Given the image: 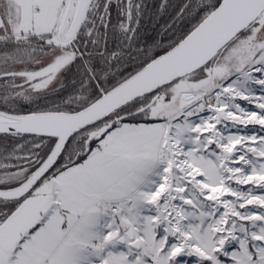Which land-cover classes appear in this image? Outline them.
<instances>
[{"label":"snow or ice","instance_id":"1","mask_svg":"<svg viewBox=\"0 0 264 264\" xmlns=\"http://www.w3.org/2000/svg\"><path fill=\"white\" fill-rule=\"evenodd\" d=\"M0 264H264V0H0Z\"/></svg>","mask_w":264,"mask_h":264},{"label":"trees","instance_id":"2","mask_svg":"<svg viewBox=\"0 0 264 264\" xmlns=\"http://www.w3.org/2000/svg\"><path fill=\"white\" fill-rule=\"evenodd\" d=\"M154 2L158 4L160 0H154ZM169 3L179 5L183 3V0H169ZM174 11H175L174 9H169L168 13L161 14L159 22H158L157 30H159V25L165 24L170 19L169 13L174 14Z\"/></svg>","mask_w":264,"mask_h":264}]
</instances>
